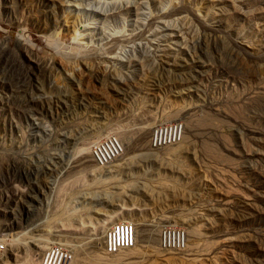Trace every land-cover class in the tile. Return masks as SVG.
<instances>
[{
  "label": "rangeland",
  "instance_id": "obj_1",
  "mask_svg": "<svg viewBox=\"0 0 264 264\" xmlns=\"http://www.w3.org/2000/svg\"><path fill=\"white\" fill-rule=\"evenodd\" d=\"M54 245L264 264V0H0V264Z\"/></svg>",
  "mask_w": 264,
  "mask_h": 264
},
{
  "label": "built area",
  "instance_id": "obj_2",
  "mask_svg": "<svg viewBox=\"0 0 264 264\" xmlns=\"http://www.w3.org/2000/svg\"><path fill=\"white\" fill-rule=\"evenodd\" d=\"M163 130H168V131L166 133L165 131L161 133L159 128L153 131L152 133L153 137H152V140H150L151 147H153L154 145L157 146V149L165 147L164 146L165 136H171L170 139L169 137L168 139H166L167 143H169L170 140H171L170 142L172 143L178 142L180 135H181L180 133L181 129L179 126L177 127V125L175 124L167 125L166 127H163ZM98 162H99L98 165H100L101 164L100 161ZM118 232H121L119 234V237L117 236ZM180 234H181L180 237H183L182 233ZM103 242H102V249L104 253L107 255H113L117 252L127 250L133 247L135 244L134 225L123 222L122 225L112 227L111 229L107 231L106 236L103 239ZM182 245L183 243L181 242L178 249H181ZM64 260H65L64 264L72 263V258L69 252L54 245V246L48 247V249L44 251L38 264H63Z\"/></svg>",
  "mask_w": 264,
  "mask_h": 264
},
{
  "label": "bare ground",
  "instance_id": "obj_3",
  "mask_svg": "<svg viewBox=\"0 0 264 264\" xmlns=\"http://www.w3.org/2000/svg\"><path fill=\"white\" fill-rule=\"evenodd\" d=\"M95 198H97V197H95ZM99 198H100V197H99ZM89 199H90V198H89ZM109 217H111V216H109ZM121 232H122V231H121ZM121 232H118V233H117V236H118V237H119V234H120ZM27 238H28V237H27ZM41 240H42V239H41ZM37 241H39V240H37ZM43 241H44V240H43ZM35 242H36V241H35ZM46 242H47V241H46ZM40 243H41V242H40ZM38 244H39V243H38ZM42 244H43V245H42ZM47 244H48V243L45 244V242H44V243H41L42 246H41L40 244H39V245H40V248L42 249V248L46 247ZM131 248H132V247H131ZM131 248H129V249H131ZM124 251H126V250H124ZM117 253H118V252H117ZM117 253H115V254H117ZM113 255H114V254H113ZM70 256H71V255H70ZM71 258H72V257H71ZM64 263H65V260L63 261V264H64Z\"/></svg>",
  "mask_w": 264,
  "mask_h": 264
}]
</instances>
